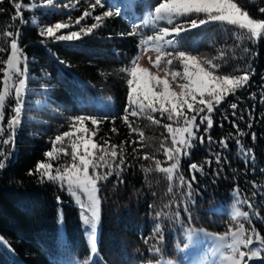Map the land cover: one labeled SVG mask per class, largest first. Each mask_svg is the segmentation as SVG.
I'll return each instance as SVG.
<instances>
[{"label":"trees","instance_id":"obj_1","mask_svg":"<svg viewBox=\"0 0 264 264\" xmlns=\"http://www.w3.org/2000/svg\"><path fill=\"white\" fill-rule=\"evenodd\" d=\"M15 2L30 4L38 0ZM158 2L135 0L139 7L133 10L129 7V0H105L106 8L98 7L93 15L105 10L120 11L121 14L106 18L93 34L74 43H53L38 34L39 28L62 20L74 21L89 4L82 1L77 8L60 13L48 9L33 13L22 9L23 25L11 20L15 14L12 4L3 5L5 11L0 13V48L10 45V41L4 40L3 32H22L18 43L28 59L29 79L26 107L22 113L23 127L16 136L8 166L0 170V237L7 242L6 245L0 244V264H16V257L24 264H85L86 261L89 264H151L157 260H177L176 247L186 242L185 229H203L217 234L225 233L229 226L235 229L237 221L231 219L234 204L240 211L256 212L262 218L257 219L253 215L251 223L242 218L239 222L245 224L248 234H251L254 226L264 236V102L261 97V93H264V39L259 43L247 40L238 42L234 39V31H223V25H209L207 31L190 34L181 43L178 50L198 57L215 58V63H226L228 66L222 69L221 75L240 74L233 72V69L249 66L255 70V75L251 77L249 88L229 96L217 106L212 114L213 128L208 133H203L206 125L201 126L200 134L205 135V143L193 141L190 158L182 157L175 180L170 183L163 173L155 170L145 173L142 170L155 169V160H160L162 167L169 166L163 152L156 149L162 142L165 147H171L170 136L163 127L170 121L159 114L155 116L161 120L159 125L146 117H130L129 122L143 133V137L129 135L128 125L122 119L123 108L127 104V84L126 72L121 69L131 65L138 54L140 38L150 31L142 28L143 13L150 11ZM238 2L246 5L254 18L264 19V15L259 13V8L264 7V0ZM33 15L39 17V27L29 22ZM94 22L92 18H87L79 26L86 28ZM159 26L167 25L161 22ZM134 30L136 34L129 35ZM245 48L250 51L245 52ZM165 50L173 51L172 48ZM222 53L224 58L220 59ZM7 54L0 53V66H3ZM173 69L182 70L178 61H174ZM2 80L0 73V90ZM253 92L256 93L255 97L251 96ZM90 102H95L97 106ZM232 103L238 105L237 109H231ZM8 106L14 107V103L8 102ZM233 111L235 116L232 115ZM10 115L6 108L5 125ZM77 115H96L98 119L107 116L98 128L90 121H86L85 125L97 133L93 137L97 144L102 145L107 140L109 147L116 144L119 152V145L123 141L126 158L121 175L123 183H119L115 175L99 183L101 221L97 231L98 255L94 260H90L93 255L88 248L81 209L75 200L57 184L42 183L37 176L27 174L29 169L35 171L40 161L50 162L54 168L71 163L68 138L63 143H57L56 147L65 148L69 155L60 154L58 160L49 161L44 153L53 148L50 141L57 135L74 131L71 129V118ZM225 116L227 120H224ZM233 121L240 131L247 133L238 138L244 149L251 150L254 160L245 158L233 139L228 140L227 149L218 143L230 135L238 136L232 127ZM249 123L251 128L248 127ZM113 127L117 132L111 131ZM252 133L256 134L255 140ZM8 135L5 133L4 139ZM209 135L213 139L210 145L207 142ZM0 148L7 152L11 145L4 146L0 142ZM133 148L137 149L135 154L132 153ZM145 153L153 156V159L144 160L142 157ZM216 154L222 158L219 164L215 162ZM208 160L212 161L211 165L207 163ZM192 163L203 171L196 173L197 182L193 184L192 192L195 202L188 203L191 213L189 221L183 211L188 200L187 187L179 186V176L191 180L189 166ZM170 186L171 193L168 191ZM237 188L239 203L232 195ZM245 201L251 202L253 207H249ZM158 212L162 215L157 218ZM177 212L179 217L175 216ZM157 223L161 225L163 240L152 231ZM156 247L161 249L160 253L148 251Z\"/></svg>","mask_w":264,"mask_h":264},{"label":"snow or ice","instance_id":"obj_2","mask_svg":"<svg viewBox=\"0 0 264 264\" xmlns=\"http://www.w3.org/2000/svg\"><path fill=\"white\" fill-rule=\"evenodd\" d=\"M11 3L15 9V14L11 16L12 21H19L22 25L25 23L22 9L38 12L40 9H48L50 12L60 13L62 11L73 10L78 7V3L65 4L63 8L57 4V0H38L30 4H22L15 0H0V13L5 11L4 4ZM249 3H255V0H249ZM106 8L105 0H95L90 3L88 9H85L81 16L77 17L74 22H56L54 25L39 28L38 34L53 42L74 43L82 40L85 36L93 34L94 30L101 27L106 18L119 16L120 11L113 12L111 10L102 11L101 14L93 15L97 8ZM112 7H116L113 5ZM129 7L136 10L139 5L135 0H129ZM259 13L264 15V7L259 8ZM87 18H92L95 22L88 27H81L79 31H72L74 25H80ZM34 26L39 27V17L33 15L29 21ZM160 22H164L167 26L160 27ZM143 25L149 26L156 33L148 35L145 40L140 43L145 46H151L158 55L153 61V66L157 69L152 72L149 68L140 66L137 61L139 57H134L130 68L121 69L126 72L128 79L127 84V104L123 108V121L128 125L129 135H139L143 137V133L129 122L131 118L146 117L153 124H161L160 119H156V114L161 118H166L170 123L163 124L170 136L171 147H165L162 142L156 149L157 152H163L166 157L168 167H162L160 160H155V169L143 168L145 173L153 170L163 173L171 183L176 179L179 172L182 157L190 158V152L193 148V141H199L200 144L205 143V135L213 128L212 114L226 101L229 96H235L240 90L250 87L251 77L255 75V70L249 67H236L233 72L240 74H219L223 68L228 65L215 63L214 59L198 57L191 55L184 50H178L181 43L188 39L190 34H198L202 30L207 31L209 25H223V31H234V39L238 42L245 40L249 42L255 41L259 43L264 39V19L254 18L247 10V6L238 2V0H159L143 18ZM61 30H68L67 34H60ZM135 30L129 35H135ZM5 41H10V45L0 48V53L7 52V58L0 66V73L3 76V88L0 90V142L4 146L11 145V149L5 152L0 148V170H4L8 165L7 161L11 158V152L15 149V139L18 132L23 127L22 113L26 107L25 96L28 94L27 81L28 59L22 47L19 46V38L22 36L20 30H8L2 33ZM42 43L44 40L41 41ZM195 46V42H193ZM166 48H172L173 51H166ZM10 49V51H9ZM147 50V47L145 48ZM245 52L250 50L245 48ZM223 53L220 59H223ZM163 61V63H162ZM178 61L181 70H174L173 63ZM60 63H64L60 61ZM163 75H160V72ZM264 79V77H262ZM13 81H18L14 84ZM176 83L179 91L172 87ZM14 93V95H13ZM252 97L256 93H251ZM262 102H264V93H261ZM110 99V98H109ZM8 102L14 103V107H9ZM93 106H97L95 102H90ZM231 109H237L238 105L232 103ZM6 108L11 113L7 118L6 125ZM205 113L207 115H205ZM236 115L235 111L232 113ZM70 131L57 135L54 140L50 141L53 148L44 153L47 160H58L60 154L69 155L65 148H57V143H63L68 138L71 143V163L62 167H53L50 162H37L35 171L29 169V176H37L40 182H51L57 184L62 189H66L69 196L75 200L81 209V220L88 232V248L93 256L90 260H94L98 255L97 231L101 221V205L102 201L99 196L101 181H107L109 177L115 175L119 183H123L121 178L122 171L126 166V158L124 156V142L118 146L111 144L105 140L103 144H97L93 141L96 132L86 127L85 122L90 121L97 128L107 119V116L98 119L96 115H77L72 117ZM199 119V123H197ZM228 117L225 116L224 120ZM243 119V117H241ZM113 123L115 117L112 118ZM176 125L175 127L173 125ZM251 123L248 127L251 128ZM223 127V124H221ZM234 127L238 133L237 137L222 138L218 143L224 149L228 147V140L233 139L245 158L255 159L251 150L243 147L242 141L238 138L247 133L240 131L239 126L233 121ZM112 132H117L113 127ZM8 133V138L4 139V134ZM256 134L252 133V139L255 140ZM208 144L213 143L212 137L207 136ZM132 143H138L133 141ZM137 152L136 148L132 149V153ZM134 158H139L135 157ZM144 160H152L153 156L145 155ZM221 156L216 154L215 162L221 163ZM207 163L211 165L212 161ZM100 169H106L101 172ZM192 173L191 180H185L183 175L179 176V186L187 187L188 200L184 204L183 211L187 214L189 221L191 213L188 203L194 204L192 198L193 184L196 183V173L202 172V168H198L197 164L192 163L189 166ZM55 173V174H53ZM219 175V172H217ZM255 187V185H253ZM172 192V187L168 189ZM233 197L238 200V188L234 189ZM59 199V197H57ZM249 207H253L252 203L245 201ZM151 207V205H150ZM161 213H156V217H160ZM179 212L175 214L179 217ZM256 216L262 219L256 212L251 214L247 211H240L234 204L231 213V219L237 221V227L233 229L228 227L223 235L203 234L214 241L215 247L221 253V264H252L253 261L259 259L264 264V236H261L255 227L251 228V234L245 228V224L239 222L241 218L251 223V217ZM154 235L160 237L161 225L155 224L153 227ZM201 235V230L194 228L185 229L184 239L187 241L183 247L177 246L178 251H185L196 243ZM7 242L0 237V244ZM147 243V239L145 240ZM148 251L154 254L160 253L159 247L149 248ZM85 264H89L88 261ZM156 264H172V261L161 262Z\"/></svg>","mask_w":264,"mask_h":264},{"label":"rangeland","instance_id":"obj_3","mask_svg":"<svg viewBox=\"0 0 264 264\" xmlns=\"http://www.w3.org/2000/svg\"><path fill=\"white\" fill-rule=\"evenodd\" d=\"M82 1L87 3V4L95 2V0L94 1H89V2H87V0H82ZM82 1L81 0H57V4L60 5V6L61 5H65V4H75V3L80 4ZM86 9H88V7ZM148 12L149 11L144 12L143 15H142V28L148 29L150 31L147 32L146 37L142 36L144 38H142V37L140 38V42L142 40H145L148 35H155L156 34L151 29V27L143 25V18L147 15ZM99 14H101V13H99ZM74 21H72V22H74ZM58 22L68 23L65 20L58 21ZM54 24H52V25H54ZM42 27H47V26H42ZM81 27L82 26L74 25L71 28V30L72 31H79ZM161 27H164V26H161ZM67 31L68 30H61L60 34H67ZM146 47H147V50H145ZM157 55H158V53L155 51V49L153 47L145 46V45L139 43V51H138V54L135 57H137V56L139 57L137 63L140 66L145 67V68H149L152 72H156L157 69L153 66V61L155 60V57ZM191 55H194V54H191ZM131 66H132V63L127 68H130ZM174 70H176V69H174ZM160 75H163L162 71L160 72ZM125 77H126V81H127V79H128L127 73H126ZM13 83L16 84V83H18V81H13ZM172 87L175 88L177 91H179L176 83H173ZM2 88H3V86H2ZM13 95H14V93H13ZM84 228H85L86 239L88 241V232H87V229H86L85 225H84ZM200 230H201V235L197 239L196 243L193 244L189 249L181 252V251H178L177 247H176V250H177V253H178L177 260L171 259V260H165V261H161L160 260V261L161 262L172 261V264H221V260H220L221 253H219L218 250L216 249L214 241L212 239H210L209 237L205 236L203 233L207 232L209 234H216V235H223L224 233L217 234V233H212V232H209V231H206V230H203V229H200ZM3 245H6V244H3ZM178 246L182 248L183 244L182 245H178ZM15 261H16V264H24L17 257L15 258ZM151 264H156V262L155 263H151ZM252 264H258V261L255 260V261L252 262Z\"/></svg>","mask_w":264,"mask_h":264}]
</instances>
